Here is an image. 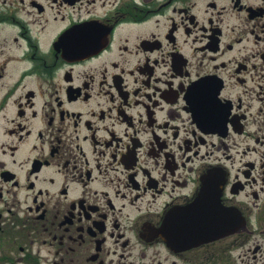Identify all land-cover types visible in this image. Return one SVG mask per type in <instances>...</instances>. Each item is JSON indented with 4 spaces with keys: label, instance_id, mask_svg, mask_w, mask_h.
<instances>
[{
    "label": "flooded vegetation",
    "instance_id": "flooded-vegetation-1",
    "mask_svg": "<svg viewBox=\"0 0 264 264\" xmlns=\"http://www.w3.org/2000/svg\"><path fill=\"white\" fill-rule=\"evenodd\" d=\"M0 264H264V0H0Z\"/></svg>",
    "mask_w": 264,
    "mask_h": 264
}]
</instances>
